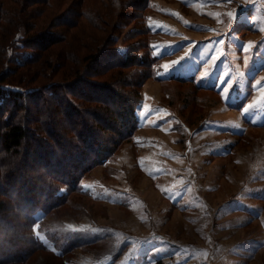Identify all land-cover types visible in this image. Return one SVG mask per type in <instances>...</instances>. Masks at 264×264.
Here are the masks:
<instances>
[{
	"label": "rangeland",
	"instance_id": "1",
	"mask_svg": "<svg viewBox=\"0 0 264 264\" xmlns=\"http://www.w3.org/2000/svg\"><path fill=\"white\" fill-rule=\"evenodd\" d=\"M145 22L114 34L155 59L133 140L35 236L70 264H264V0H150Z\"/></svg>",
	"mask_w": 264,
	"mask_h": 264
},
{
	"label": "trees",
	"instance_id": "2",
	"mask_svg": "<svg viewBox=\"0 0 264 264\" xmlns=\"http://www.w3.org/2000/svg\"><path fill=\"white\" fill-rule=\"evenodd\" d=\"M149 5L0 0V264H70L37 239L36 214L49 220L89 169L133 140L155 59L141 44L119 52L114 34L133 21L149 34Z\"/></svg>",
	"mask_w": 264,
	"mask_h": 264
},
{
	"label": "snow or ice",
	"instance_id": "3",
	"mask_svg": "<svg viewBox=\"0 0 264 264\" xmlns=\"http://www.w3.org/2000/svg\"><path fill=\"white\" fill-rule=\"evenodd\" d=\"M251 107H252V105L248 106V108H251ZM248 108L244 109V111H248ZM37 234H39L38 231H37Z\"/></svg>",
	"mask_w": 264,
	"mask_h": 264
}]
</instances>
